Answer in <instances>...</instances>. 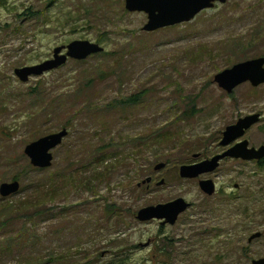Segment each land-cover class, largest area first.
<instances>
[{
  "label": "rangeland",
  "instance_id": "1",
  "mask_svg": "<svg viewBox=\"0 0 264 264\" xmlns=\"http://www.w3.org/2000/svg\"><path fill=\"white\" fill-rule=\"evenodd\" d=\"M124 5H0V185L15 177L21 185L16 195L0 197V264L60 253L68 256L58 264H109L119 248H130L127 264H157L149 260L166 243L168 264H251L264 258V169L258 162L225 159L195 180L179 176L181 166L234 146L221 147L222 134L247 116L259 115L260 122L238 142L264 145V85L245 83L227 94L214 82L237 64L264 58V0H227L153 33L142 31L146 14L129 13ZM99 40L105 55L68 60L27 83L14 74L52 59L57 47ZM135 96L137 103L124 104ZM63 129L68 135L52 151V166L30 169L25 147ZM167 131L176 135L171 143L148 145ZM101 156L109 163L104 176L93 180L86 173L91 184L67 179ZM161 163L165 167L156 171ZM200 180L215 184L212 197L201 192ZM50 182L60 188L54 196L44 194ZM177 199L190 207L173 226L135 218L143 208ZM108 206L115 207L111 214ZM256 233L261 237L248 243Z\"/></svg>",
  "mask_w": 264,
  "mask_h": 264
},
{
  "label": "water",
  "instance_id": "2",
  "mask_svg": "<svg viewBox=\"0 0 264 264\" xmlns=\"http://www.w3.org/2000/svg\"><path fill=\"white\" fill-rule=\"evenodd\" d=\"M227 0H125V10L129 13H144L147 15V23L142 31L153 33L155 31L188 23L201 12L211 9L215 4L223 5ZM104 48L99 44L88 41H73L67 46L57 47L53 50L52 59L41 64L16 69L15 76L21 83H27L29 78L41 77L49 72L58 70L68 60L85 61L91 56L100 55ZM214 82L227 94H231L237 87L249 83L256 88L264 85V58L247 61L233 66L214 77ZM260 122L259 115H250L239 119L236 124L225 129L222 134L220 146L227 148L223 153L208 160L200 161L193 165H183L179 168V176L182 179L195 180L202 175L213 173L225 159H235L246 162H259L264 160V145L258 149L249 148L247 141H240L246 132ZM66 129L56 134L40 138L24 149V155L29 159L31 167L46 170L52 166V151L59 147L67 137ZM238 142V143H236ZM198 159L199 155H194ZM165 167L164 164L155 166L159 171ZM147 179L143 184L149 183ZM198 186L207 197L216 193V186L211 180H200ZM20 190L18 181H11L0 185V197L7 199L16 195ZM190 205L182 199H177L167 204L150 206L139 210L135 216L138 222L144 223L152 220L160 221L161 225L173 226L178 217L189 209ZM261 237L256 233L249 237L248 243ZM148 244H146L147 246ZM251 264H264V258L254 260Z\"/></svg>",
  "mask_w": 264,
  "mask_h": 264
},
{
  "label": "trees",
  "instance_id": "3",
  "mask_svg": "<svg viewBox=\"0 0 264 264\" xmlns=\"http://www.w3.org/2000/svg\"><path fill=\"white\" fill-rule=\"evenodd\" d=\"M7 0H0V5H3ZM97 44H99L100 46H102L103 41L99 40L97 42ZM106 51H104L102 54H100V56L105 55ZM98 56V55H97ZM78 62V61H75ZM83 62V61H81ZM140 97L135 96V97H131L128 98L124 104H129V105H133L135 103H137L139 101ZM189 115H184V117H188ZM68 132V131H67ZM176 135L167 131V132H163L160 134H157V136L151 140L149 139L148 145L153 148L159 147L165 143H171L175 138ZM178 137V136H177ZM178 143H181V141H178ZM106 158H104V156L99 157L96 160V163L92 164L89 169H85L83 171L77 172L75 173L73 176L70 175L67 177V179L69 178L72 182H77V183H82V184H91V181L86 179V173H88L92 179H98L99 177L104 176L107 171H108V167L107 165L109 163H107ZM94 165V166H93ZM112 165H110L111 167ZM258 167L261 169H264V160H261L258 162ZM30 169H34L33 167H31V165H29ZM37 171H42L39 169H35ZM102 170V171H101ZM102 172V173H101ZM79 174V175H76ZM82 174L84 176V178L81 181H78L82 178ZM76 176V177H75ZM72 177V178H71ZM79 178V179H78ZM12 181H18V177H15ZM19 182V181H18ZM144 182V181H143ZM143 182L141 184H138L137 187L143 186L145 184H143ZM43 187V186H42ZM42 187H37L36 190H41ZM44 188L47 189L45 191V195H47L49 193V195H55L57 193V191L60 189L55 182L48 184V185H44ZM27 204H29V202H27ZM25 205V203L17 205V207ZM30 207V206H28ZM22 208L18 211L22 213ZM27 208V206L25 207V209ZM113 210H115L114 206H108L106 208V212H109V214H111L113 212ZM166 240V239H165ZM145 247H147L145 245ZM133 249H137L138 247H132ZM130 250V248H119L118 252L115 253L116 254V258L109 264H127L126 262L130 260V256L127 255V252ZM168 250V244H165L164 248H160L159 251L157 252L158 254H155L152 256V258L149 260L150 262H156L157 264H168L170 259H171V254L169 252H167ZM125 255H127V257H123ZM67 254L66 253H60V254H51L49 256H45L44 258H36V257H25V258H21L17 260V264H46L47 262L50 264H58L59 262L65 261V259L67 258ZM88 263L86 264H90L91 260L87 259ZM162 261V262H161Z\"/></svg>",
  "mask_w": 264,
  "mask_h": 264
}]
</instances>
